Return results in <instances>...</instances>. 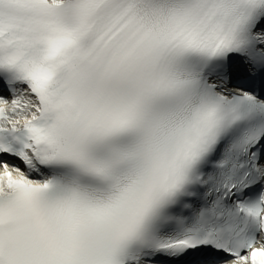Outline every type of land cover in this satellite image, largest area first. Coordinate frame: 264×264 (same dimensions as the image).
<instances>
[{
    "label": "snow or ice",
    "instance_id": "snow-or-ice-1",
    "mask_svg": "<svg viewBox=\"0 0 264 264\" xmlns=\"http://www.w3.org/2000/svg\"><path fill=\"white\" fill-rule=\"evenodd\" d=\"M0 264H264V0H0Z\"/></svg>",
    "mask_w": 264,
    "mask_h": 264
}]
</instances>
